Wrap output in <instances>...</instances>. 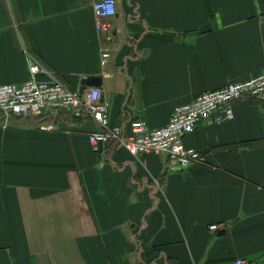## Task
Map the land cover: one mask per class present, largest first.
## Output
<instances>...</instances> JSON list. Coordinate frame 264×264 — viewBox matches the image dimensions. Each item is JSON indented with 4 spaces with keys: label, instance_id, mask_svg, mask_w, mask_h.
Masks as SVG:
<instances>
[{
    "label": "crops",
    "instance_id": "crops-1",
    "mask_svg": "<svg viewBox=\"0 0 264 264\" xmlns=\"http://www.w3.org/2000/svg\"><path fill=\"white\" fill-rule=\"evenodd\" d=\"M95 1L0 0V84L27 80L29 59L72 89L102 76L130 132L264 68V0H116L108 32ZM232 103L185 136L206 157L187 168L92 149L97 124L68 111L0 112V264H264V100Z\"/></svg>",
    "mask_w": 264,
    "mask_h": 264
},
{
    "label": "built area",
    "instance_id": "built-area-1",
    "mask_svg": "<svg viewBox=\"0 0 264 264\" xmlns=\"http://www.w3.org/2000/svg\"><path fill=\"white\" fill-rule=\"evenodd\" d=\"M94 12L97 29L108 32L109 18L116 14V0H96ZM109 52H104L107 57ZM30 76L20 84H0V112L6 117L44 116L49 110L68 111L74 117L91 119L97 128L87 134L92 149L100 144L113 150L126 148L135 156L161 153L180 168L193 163H204L203 152L184 145V138L201 122L220 123L234 116L233 103L242 97L264 100V68L250 78L228 81L221 87L203 90L191 101L176 104L169 121L159 127H151L145 120H130V132L122 124H112L109 105L102 99V88L91 86L81 93L64 84L49 69L36 60L28 61ZM43 129L54 128L53 121L41 124ZM159 185V179L154 178ZM222 224L212 223L211 230ZM233 264H247L237 259Z\"/></svg>",
    "mask_w": 264,
    "mask_h": 264
},
{
    "label": "water",
    "instance_id": "water-1",
    "mask_svg": "<svg viewBox=\"0 0 264 264\" xmlns=\"http://www.w3.org/2000/svg\"><path fill=\"white\" fill-rule=\"evenodd\" d=\"M102 80H103L102 76H89V77L83 78V80L80 82L81 86L79 90L81 93H83L88 87L100 86L102 84L101 82ZM101 147L102 145L100 144L99 148L101 149Z\"/></svg>",
    "mask_w": 264,
    "mask_h": 264
}]
</instances>
